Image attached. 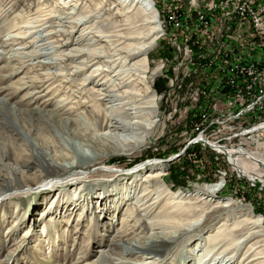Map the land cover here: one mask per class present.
<instances>
[{
	"label": "rangeland",
	"instance_id": "1",
	"mask_svg": "<svg viewBox=\"0 0 264 264\" xmlns=\"http://www.w3.org/2000/svg\"><path fill=\"white\" fill-rule=\"evenodd\" d=\"M120 1L0 0V144L7 146L0 148V264H74L75 255L86 256L90 251L88 259L77 264H103L101 260L107 258L97 251L101 249L111 259L106 264H120L124 257V264H141V256L129 254L126 243L146 242L153 216L161 218L170 210V224L191 231L154 257L161 259L159 264H195V258L207 250L206 236L217 230L215 235L237 241L239 248L231 264H237L250 245L246 262L251 260L248 254H256V261L264 263V29L257 25L264 13V0H231L227 4L218 0H148L159 20L156 33H149L151 24H143L145 15L140 10L126 14ZM240 7L245 15L257 17V22L252 21L253 16L240 18ZM81 16L84 23L79 25L76 19ZM125 21L129 25H124ZM81 29L86 33L83 41L77 40ZM131 32L148 39L121 38ZM150 35L158 38L147 48L146 69L129 70L130 81L115 76L121 65L129 68L138 56L116 49L126 51L127 46L148 42ZM74 48L95 50L100 57L81 74L75 67L87 55L83 52L71 59L66 54ZM31 51L38 53L30 56ZM53 54L58 57L53 59ZM96 66V74L107 70L93 82L83 81ZM107 77L109 83H103ZM29 79L46 82L33 85ZM143 84L153 90L154 117L145 124L132 123L129 97L121 95L131 87L144 93ZM111 88L119 95L117 100L103 95ZM38 90L42 95L35 99L33 92ZM43 101L49 108L59 105L62 119L70 116L69 111V118L84 122V134L54 128L47 131L34 115L31 122L27 116L22 118L27 123L22 121L25 127H21L19 111H30ZM16 109L18 114H14ZM109 113L126 117L125 128L107 129L104 114ZM101 131L107 135H100ZM38 132L45 141L53 134L82 145L83 138L86 143H96L93 150L101 155L84 169L67 167L61 177L53 175L54 181L63 182L58 188L36 192L34 187L55 170L49 172L43 165L38 170L28 169V156H42L43 150L42 159L52 164V156L68 159V151L52 141L46 147L47 157L32 138ZM94 132L102 137L91 141ZM158 168L164 176L148 181L147 172ZM134 178L135 186L126 197V206L132 208L125 217L126 206L116 204L123 195L113 189ZM11 180L18 184L16 188L9 186ZM212 184L221 188L200 199V191ZM145 186L150 190L146 196L142 194ZM107 192L110 196L102 205L116 211L100 215L99 200ZM140 196L141 203L146 202L143 210ZM226 200L231 205L221 207ZM69 203L72 209H68ZM178 206L182 212L176 211ZM118 207L121 212L117 216ZM40 210L45 215L36 220ZM128 215L134 219L121 224ZM252 216L261 219L262 231ZM137 222L142 227L139 230L132 227ZM32 223L37 224L33 229ZM41 225L49 229L46 236L38 234ZM198 225L205 226L203 231L195 232ZM170 233L175 234L173 229ZM70 253H74L73 260Z\"/></svg>",
	"mask_w": 264,
	"mask_h": 264
},
{
	"label": "bare ground",
	"instance_id": "2",
	"mask_svg": "<svg viewBox=\"0 0 264 264\" xmlns=\"http://www.w3.org/2000/svg\"><path fill=\"white\" fill-rule=\"evenodd\" d=\"M120 4L127 10L125 13H131L133 10H136L138 9V11L140 10L141 14L145 15V21H143V24H154L153 26L150 25V30H149V33L152 32V33H156V32H159L160 31V28H159V23H158V18H157V15L154 13V11H151L154 6L152 5V3H150V6L148 5V0H122L120 1ZM117 13V12H116ZM119 13V12H118ZM123 14V13H121ZM84 15H87V14H84ZM83 17L84 16H81V17H78L76 20L77 22H80L79 25L83 24L84 23V20H83ZM125 17H129L127 15H125ZM126 19V18H125ZM83 20V21H82ZM127 22L130 23L129 19L127 18L126 20ZM125 21V22H126ZM124 23V25H129V23L127 24ZM131 24V23H130ZM87 28V27H86ZM85 28V30H86ZM86 34V33H85ZM83 33V30L81 29L79 35H78V38L77 40H82L83 38H85V35ZM128 36H125L122 34L121 35V38L124 39V40H140V39H148V38H145V36H140L139 32H135V33H128L126 34ZM149 35V34H148ZM84 36V37H83ZM152 37V35H150ZM18 38V37H17ZM158 38L157 35L153 36L152 39L148 42H138V43H135L134 45H131V46H127V49L125 51L124 48H118L116 49L117 51H124L126 52L129 56H132V55H135L137 54L138 56L136 58H134V60L132 61L131 65L128 66L129 68L125 69L126 65H121L119 67L118 70H116L114 73V75H121V79L122 80H133L132 76L130 78L129 76V70H133V68L135 69H139V70H142L144 71L146 69L145 65H146V61H147V57H146V52H147V48L154 43V41ZM8 39V38H7ZM86 39V38H85ZM83 41V40H82ZM90 49V48H89ZM35 51H31L29 53L30 56H33V55H36L38 52H35ZM85 52L86 55H87V58L86 59H83L80 61V64L81 65H78L76 68L77 71H80L81 74L82 72H85L87 71V69H91V67L94 65V63L92 64L93 62V59H96L98 57H100L99 53L100 52H97L95 50H89L88 52H86L85 50L82 51V49H79V48H74V49H71L69 52H67V56H70L71 59H74L76 60V58L78 56H81L80 54ZM53 53V52H52ZM25 54V53H24ZM55 57H58L56 56V54L54 55L53 54V59ZM113 64V63H112ZM99 67V66H98ZM97 66H96V69L92 70L90 73H88L86 76H84L83 78V81H89V82H93L95 80V78L97 77V75H99L100 73H102L103 71L107 70V69H103L100 73L96 74L97 72H95L97 70ZM116 69V68H115ZM137 73V72H136ZM133 74L134 76L137 75V74ZM129 76V77H127ZM113 77V76H112ZM38 79H34L33 81H31L30 79L28 80L29 82H31L33 85L36 84V82H39L41 85H44V83L46 81H37ZM110 81V78H105L103 80V83H106ZM127 81V82H128ZM109 83V82H108ZM40 84H37V85H40ZM25 86H30V85H27L26 83H24ZM37 85H35V88L37 87ZM112 85V84H111ZM103 86V85H102ZM128 86V85H127ZM42 86H39L37 88H40ZM48 87V86H47ZM143 87L146 89L144 93L140 92V90L138 89H134V87H131L132 89L131 90H124V93L123 95H121V97H129L128 99L130 100L129 101V104L130 106L128 107L129 110H132V114H134L132 116L131 119L132 120V123H137V124H145V123H148L150 122V119H152L154 116H153V112H154V94L152 93L153 90H150L149 88V85L148 84H143ZM98 89H103V88H98ZM44 90V89H43ZM96 91V90H95ZM116 90H114L113 88L111 89H105V92L106 94L103 93L104 96H107L109 97L110 99H115L117 100V98L119 97V95H116V94H113L112 92H114ZM35 93L36 98H38V96H41L42 94V90H38V91H35L33 92ZM31 95V94H30ZM29 95V96H30ZM142 96V97H141ZM126 97V98H127ZM140 97V98H139ZM144 98V101L142 100ZM142 100V101H141ZM47 101V100H46ZM46 101H43L40 103V105L38 104L36 107H33L32 109L30 108V111H27V112H24V111H19L21 113L18 112H15L14 114H18L19 113V116H17L19 118V122L21 123V127H25L24 124H22V121L25 122V119L26 116L29 117L30 119V122L34 116H37V120L38 121H43L44 122V128L48 129L47 131H49L51 128H54L55 130L58 129L60 131H70L72 130L71 132L73 134H84L83 130L86 129V127L84 126V122L81 123L76 121L77 120V117L76 118H69L71 116V113L68 111L67 112V116L69 117H62L60 116V114L62 112H60L59 110V105H56L54 107H47V102ZM46 102V103H45ZM2 103V102H1ZM0 103V104H1ZM20 103V102H19ZM81 104H79L80 106ZM78 107H74L73 109H76L77 110ZM96 108V107H95ZM75 110V111H76ZM92 110V109H91ZM95 111V110H93ZM65 112V111H64ZM2 113V112H1ZM4 115L7 116V113H2ZM63 114V113H62ZM66 114V112H65ZM103 115V114H102ZM110 115V116H109ZM109 115L105 116L104 114V118L107 120V129L109 127V130L111 128V130L115 131L116 129H119V128H125L126 124H127V121H126V117L123 118L121 117L119 114H113V113H109ZM111 116H114V117H118V118H110ZM121 117V118H120ZM152 117V118H151ZM1 118V117H0ZM23 118V119H22ZM6 120V119H5ZM80 120V119H79ZM154 121V120H153ZM131 122V121H130ZM27 122H25L26 124ZM77 123L76 126H74V124ZM19 124V123H18ZM83 124V125H82ZM87 124V123H86ZM6 125V124H5ZM11 125V124H10ZM90 125V124H89ZM98 125V124H97ZM141 126V125H140ZM262 126V125H261ZM41 127V126H40ZM145 127V126H144ZM260 127V126H259ZM264 127V126H263ZM138 128V127H137ZM7 129V128H6ZM25 129V128H24ZM40 129V128H38ZM140 129V128H139ZM11 130L14 131V129L12 128ZM39 131V130H38ZM25 133H27L26 131H24ZM29 132V131H28ZM59 132V131H58ZM102 132V131H101ZM5 133V132H4ZM3 133V134H4ZM14 133L16 134V132L14 131ZM38 135H40V132H38V134L35 136V137H32L33 139L36 140V144L38 145L39 148H42L45 150L46 154H47V157H48V151L46 149V147L48 146V144L52 141V143H58L61 145V147L68 151V153L66 152V155L67 156V160L66 159H62L61 158L59 160H57L56 157L52 156L50 158H53L55 161H53L54 163H50V162H47L46 160L42 159V158H45V154H44V151L41 150L42 152V156H37L32 154V155H29V159H28V162H27V167L29 169V167H32L31 169H39L41 168V165H43L47 171H54L55 172H52V173H48V175L52 176L50 178V176L46 175L44 176V178H47L45 180H41L40 184L38 186H35L34 189L36 190V192H39V191H42L44 188L46 187H51V188H58V185L62 184L60 183L59 181H54L55 178H53V175H56L55 177L59 176L61 177V175L63 174L62 171L66 170L67 167H69L68 169H72V168H78V169H84L87 167V165L91 162H93L95 159H96V156H100L101 154L100 153H97L93 150V147H94V144H90L89 143H86L85 142V139L82 138V145L78 142H75L72 143L70 142L67 138H64L61 136L59 137V135L55 136V135H48L47 136V139L46 141L43 139H41L40 137H38ZM44 135V134H43ZM46 135V134H45ZM100 135H107V131H103L102 133H100ZM4 136V135H3ZM91 141L95 140V139H98L97 136L98 134H96L95 132L91 135ZM45 137V136H43ZM98 137H102V136H98ZM109 137V136H108ZM114 137V136H112ZM88 138V137H87ZM38 139H39V142H38ZM78 139V138H77ZM89 139V138H88ZM12 140V139H11ZM108 140V139H107ZM124 140V139H123ZM40 141H43V143H40ZM115 141V140H114ZM9 142V140H8ZM13 142V141H12ZM45 142V143H44ZM107 142V141H106ZM124 142V141H123ZM51 143V145H52ZM86 143V144H85ZM102 143V142H101ZM46 144V145H45ZM89 144V145H88ZM99 144V143H98ZM106 144V143H105ZM88 145L87 147V150H85L84 146ZM115 145V144H114ZM44 146V147H43ZM50 146V145H49ZM97 146V145H96ZM109 146V145H108ZM1 147H6L7 146H1L0 144V148ZM106 147V146H105ZM58 148V147H57ZM132 148V147H131ZM12 150V149H11ZM102 150V149H101ZM129 151V150H128ZM127 151V152H128ZM53 152V151H52ZM131 152V151H130ZM8 153V152H7ZM9 154V153H8ZM22 154V153H21ZM29 154V153H28ZM9 156V155H8ZM25 156V155H24ZM58 156V155H57ZM34 162H33V161ZM61 160V161H60ZM2 162V161H1ZM153 166L154 165H157L156 163H152ZM150 164V165H152ZM146 165V164H145ZM86 166V167H84ZM144 166V165H142ZM152 168V167H151ZM36 170V171H37ZM57 170V171H56ZM7 174V173H6ZM162 175V176H161ZM3 176V174H2ZM164 174L162 173V170L161 169H156V170H151V171H148L147 174H146V177L148 178V181H150L151 179L154 180V178H160V177H163ZM10 177H8L9 179ZM14 178V177H13ZM77 181V183H80L78 182L79 180V177H75ZM60 179V178H59ZM146 180V179H145ZM135 178L134 179H131L126 181V182H121L122 184H118L117 186L115 185L114 189L116 192L118 193H121L123 196L121 197V200L120 202H116V204H119V206H126L127 204V196L129 197L130 193H131V188L133 186H135V183H134ZM14 180L12 181H9V186H12L11 188H16L15 185H18V184H14L13 183ZM130 182V183H129ZM129 183V184H128ZM4 184V183H3ZM2 184V185H3ZM7 184V182L5 183ZM4 184V185H5ZM125 185V187H124ZM127 185H129V188L127 187ZM163 185V183H162ZM7 185V187H9ZM120 186V187H119ZM124 187V188H123ZM146 187V188H145ZM144 187V191H142V194L145 195V193H148L150 192L149 188H147V186ZM221 188V186L219 185H216V184H212V185H207V186H204V190L203 191H200V199H203L204 197L207 198L208 196L212 195V193L215 191V190H219ZM28 189H33V187H29ZM124 190V191H123ZM159 191V190H158ZM35 192V191H33ZM112 192V190H111ZM116 193V194H118ZM185 193V191H184ZM182 193V194H184ZM141 194V195H142ZM194 195V194H193ZM107 196H110L109 193L107 192L105 195H103L101 197V200H99V196H98V199L99 200V204H98V208L99 211L98 214H103L105 215L106 213H108L110 211L111 212H114L116 211V208L115 210L113 211L110 207V206H103L102 205V201L105 200L107 198ZM146 196V195H145ZM150 196V195H149ZM204 196V197H203ZM113 198V197H112ZM197 198V197H196ZM138 202L141 203V196L138 198ZM198 199V198H197ZM115 200V198H114ZM113 200V201H114ZM157 201V200H156ZM155 201V202H156ZM45 202V200H44ZM56 202H58V198L56 199ZM55 202V203H56ZM111 202V201H110ZM224 204L221 205V207L225 208V207H228L231 205V203H228V201H222ZM73 203V202H71ZM97 203V201H96ZM130 203L134 204L135 205V202H132L130 201ZM154 203V202H153ZM42 204V202L40 203ZM57 204V203H56ZM68 204V203H67ZM70 204V203H69ZM105 204V203H104ZM111 204V203H110ZM129 204V203H128ZM145 203H141L140 204V207H142L141 209H145ZM65 205V204H64ZM115 205V204H114ZM137 205V203H136ZM72 204H70L69 208L68 209H72ZM97 206V205H96ZM116 206V205H115ZM57 205L54 206V208H56ZM67 207V205H66ZM119 208V207H118ZM128 208H132L131 206L128 207L126 206V214H124V216L126 217V215L130 214L131 210H129ZM149 208V207H148ZM179 206L177 207L176 211H179V212H182V210H179L178 209ZM67 209V210H68ZM134 209V208H133ZM170 209H173V208H170ZM67 210L65 209V214L67 213ZM169 210V209H168ZM42 211L41 214H38V215H41L38 219L36 218V220H40L44 214V211L43 210H40ZM95 212V213H97ZM121 212V208H119V211L118 213L116 214L118 216V214ZM171 213V210L169 211ZM168 212V214H170ZM186 213V212H185ZM250 214V212H248ZM132 214V213H131ZM164 214V213H163ZM166 214L165 216L162 215L161 218L160 216L157 217V216H153V220L150 222L149 226H150V235L148 236V239H146V242L144 243H137V242H134V241H128L126 244L128 245V249L127 251L129 250V254H136L137 257L141 256L143 262H141V264H159L161 263L160 260L161 259H158V258H154L157 254L160 255V254H164L168 248L171 247V245L173 244V242L175 240H177L178 238H183V236H187L190 231L186 232L185 230L186 227L185 226H179V225H176V224H173L171 225L170 224V221L167 220V218H169V215ZM187 214V213H186ZM168 215V216H167ZM183 215H185L183 213ZM253 215V214H252ZM129 216V215H128ZM127 216V217H128ZM122 219L121 221V224H123L125 221H129L131 220L133 217L129 216L128 218L125 219ZM250 217V216H249ZM255 218V220H253V223L256 225V227H258L261 231H262V223H261V219L258 218L257 216H252ZM251 217V218H252ZM107 219V218H106ZM134 219V218H133ZM105 220V218H102L101 221ZM138 220V219H137ZM141 220V219H140ZM19 223H21V220H19ZM37 223V222H36ZM36 223H32L33 227H36ZM92 224L94 226H96V223L95 222H92ZM125 224V223H124ZM140 222L138 223H135V224H130L132 225L133 228L135 229H138V228H142L141 225H139ZM195 224V223H194ZM188 226H191L193 227V225H188ZM39 227V225H38ZM42 227V233H38L39 235L41 234H44L45 236L47 235V232L49 231L48 228H46L45 225H41ZM255 227V228H256ZM205 228V226H197L195 227V232L197 231H203V229ZM134 229V230H135ZM171 229L174 230V235H171ZM194 229V228H193ZM48 230V231H47ZM139 230V229H138ZM127 231V230H126ZM218 231V230H217ZM216 231V232H217ZM121 232V231H120ZM215 232V233H216ZM258 230L256 231H249V235L251 237L252 234H255L257 233ZM73 232L70 231V233H68V237H70L72 235ZM129 232H126V234H128ZM215 233H211V234H208L206 236V240L208 239L207 241V250L204 251V256L202 255V257H196L195 258V264H231L233 263V258H235L234 256L236 255L235 252L237 251V249L239 248L238 244H237V241L234 243V241H229V239H227V237L225 235L223 236H220L219 235H215ZM123 232H122V235L123 236ZM264 234V233H263ZM118 236V234H116ZM32 236V233L30 232L29 233V237ZM42 236V235H41ZM228 236V235H227ZM248 236H246V239H249L247 238ZM122 239V238H121ZM93 243V242H92ZM117 243V242H116ZM211 243V244H210ZM198 244V243H197ZM237 244V245H236ZM198 246V245H197ZM253 246V245H252ZM252 246L250 245L249 246V249L246 250V252L241 256L240 260L237 262V264H249V263H253V264H261V261H256L259 257H256V254H254L253 256L249 255L248 256L251 258L250 262L247 263L246 262V259H245V256L247 255V253H249V251H251L252 249ZM127 248V247H126ZM217 249V250H216ZM213 253V251H215ZM98 252H101L102 253V256L103 257H106L107 259H105L104 261L101 260V263L103 262V264H106L107 262H109V259L110 257L107 256L108 252L105 250H97ZM91 252V251H90ZM88 252L86 256H77L75 255L74 257V253H70V258L73 260V257L75 260L74 264H77V263H80L81 261L85 260V259H88V257L91 255V253ZM232 252V253H231ZM123 254V252H121V255ZM230 255L229 257L227 255ZM194 256V255H193ZM210 256V257H209ZM123 258V257H122ZM154 258L153 260L151 261H146L147 259H152ZM7 259H9V256L7 257ZM102 259V258H100ZM111 260V259H110ZM127 259H125V257L123 259H121V262H118L120 264H124L126 262ZM125 261V262H124ZM124 262V263H123ZM128 263V262H127ZM183 263V262H182ZM264 264V263H262Z\"/></svg>",
	"mask_w": 264,
	"mask_h": 264
},
{
	"label": "built area",
	"instance_id": "3",
	"mask_svg": "<svg viewBox=\"0 0 264 264\" xmlns=\"http://www.w3.org/2000/svg\"><path fill=\"white\" fill-rule=\"evenodd\" d=\"M220 3H223V4H227L229 1H231V0H218ZM242 7H240V18H250V17H252L253 16V19H252V21L253 22H257V17H254V15H249V16H247V15H245V13L242 11ZM247 14V13H246ZM259 18V20L260 21H258L257 22V25L259 26V27H261V29H264V13H262L261 14V16H259L258 17ZM174 20H175V18L173 19V22H174ZM179 20H181L180 18H179ZM178 24H179V21H178ZM175 25H177V21H176V23H175Z\"/></svg>",
	"mask_w": 264,
	"mask_h": 264
}]
</instances>
